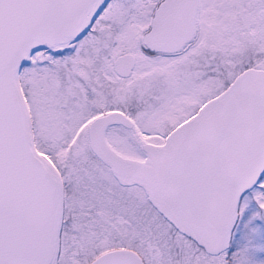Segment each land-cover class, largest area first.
<instances>
[{
  "label": "water",
  "instance_id": "obj_1",
  "mask_svg": "<svg viewBox=\"0 0 264 264\" xmlns=\"http://www.w3.org/2000/svg\"><path fill=\"white\" fill-rule=\"evenodd\" d=\"M109 0H0V264H55L63 183L36 148L20 69L41 49L56 53L80 39ZM198 0H162L144 43L179 51L196 34ZM123 52L114 72L132 73ZM133 126L114 109L88 126L90 150L123 185L140 186L151 205L209 254L226 250L238 205L264 174V68L246 67L162 143L144 142V157L124 156L105 137L109 125ZM88 264H143L133 249L104 251Z\"/></svg>",
  "mask_w": 264,
  "mask_h": 264
},
{
  "label": "rangeland",
  "instance_id": "obj_2",
  "mask_svg": "<svg viewBox=\"0 0 264 264\" xmlns=\"http://www.w3.org/2000/svg\"><path fill=\"white\" fill-rule=\"evenodd\" d=\"M158 2L110 0L81 40L57 57L37 53L19 77L35 144L48 159V154L57 156L70 192L79 175L87 177L88 185L98 180L97 188L88 187L86 196L96 197L94 203L100 206L133 195L143 198V194L136 185H118L108 170L101 169L102 163L89 147L88 126L93 117L87 111L98 107L123 110L133 126L110 127L115 138L108 142L113 148L119 146L124 156L130 157L127 151L134 148L144 157L142 143H160L170 125L187 113L193 94L228 86L246 67L264 68V0H199L198 38L177 55L160 57L142 50V37ZM126 51L136 55L137 63L125 79L112 70L111 61ZM261 185L253 193L258 200L264 199V180ZM148 202L143 209L145 241L140 248L136 245L147 264H264V222L256 219L250 229L253 210L247 200L233 229L234 247L229 245L218 254L199 250L181 232L173 231ZM98 215L104 225L99 246L109 244L112 232L115 237L128 235L122 213L113 220L106 211ZM84 240L77 238V242ZM77 250H72L71 264L78 258Z\"/></svg>",
  "mask_w": 264,
  "mask_h": 264
},
{
  "label": "flooded vegetation",
  "instance_id": "obj_3",
  "mask_svg": "<svg viewBox=\"0 0 264 264\" xmlns=\"http://www.w3.org/2000/svg\"><path fill=\"white\" fill-rule=\"evenodd\" d=\"M161 1L162 0H159V2L155 5L154 10H155L156 6ZM153 14H154V11H153ZM153 14H152L151 18L153 17ZM151 18H150V21H151ZM149 29H150V24H149L148 29L143 34V37H142L143 39H144V36L149 31ZM198 35H199V30H198V26L196 24V34H195L194 38L190 42L185 44L177 52L164 53V52L153 50V49L149 48L144 43L143 39H142V42H143L142 50L145 53L149 54V56H152V55L153 56L177 55L179 52L183 51L184 49H188L189 46L196 40V38H198ZM77 42H74L72 44H75ZM69 47H70V45L68 46V48ZM68 48H66L62 52L67 51ZM135 57H136V55H135ZM113 60L111 61V67H112V70L114 71L113 65H112ZM136 63H137V57H136V61H135V64L133 66V69H132V73L134 71V67L136 66ZM132 73L130 74V76L132 75ZM130 76H128V77H130ZM128 77H125V79ZM202 78L204 79V76H202ZM226 86H227L226 84L221 85V87L217 91L216 90L213 92L209 91L208 93L203 94V95L193 94L191 99H190V104H187V113H185V114L181 113V116L178 118V120H176L172 125H170L171 126L170 129L166 132L163 140H161L160 143H162L164 141L166 135L175 126H177L178 124H180L184 120L191 117L208 99L217 95ZM202 87L204 88L205 85ZM194 99H196V100L194 101ZM192 100L195 103H193L191 105V103L193 102ZM106 112H108V111H106ZM106 112H104V113H106ZM101 114H103V113H101ZM96 116H98V115H96ZM96 116H94V117H96ZM115 125H120V124H115ZM110 126H108V127H110ZM108 127H107V129H108ZM105 133H106V131H105ZM97 160L100 161L103 165L101 167V169H104L105 172L108 170L107 173L111 176V178L118 185H120L122 187H130L129 185H123V184L119 183L118 180L114 177L111 169L107 165H105L99 158H97ZM80 174H82V172H80ZM61 176H62V183H63V215H62V222H61V229H60L59 251H61V249H62L63 254H64L65 261L63 264H71L70 255L72 254V250H74V249L75 250L78 249L77 250L78 253L76 254V255H78V258L76 259L75 264H88L92 259H94L100 253L107 251V250L116 249V248L133 249L142 257L143 264H147V262H145L144 257L138 251V248H140L142 243L145 241V236H146V222H145V215H143V209H144V206H146L148 199H147V196H146L144 190L140 186L133 184V185H136L137 187H139V190H141V193L143 194L142 195L143 198L140 197L141 195H139L138 197L137 196L134 197V195H133V197H128L125 199L117 198L119 200L112 201V203H108L107 206H104V205L100 206V205L94 203V199L96 201V197L92 198V197L86 196L87 195L86 191H88V187L90 188L93 186L94 189L97 188V186L95 187V185H97L96 183L98 182L96 177L94 178L95 181L97 180L96 183L91 181L90 184L88 185L87 183L89 181L87 180V177H84L83 175H79L76 178V180L73 182V186H74L73 192H70L65 176H63L62 174H61ZM103 185H101L100 187L104 188ZM112 189H114V188L112 187ZM123 189H125V188H123ZM86 198H88V199H86ZM245 198L247 200L246 204H248V202H251V200H252L250 195L246 196ZM242 199H243V196L241 197V200ZM246 200H244V201H246ZM130 206H133L134 208L133 209H131V208L127 209ZM136 207H137V209H136ZM247 207H248V205H247ZM120 209H123V210L120 211ZM103 211H104V213L106 211V214H108V217L110 220H113L115 218V216H120L122 213L123 218L126 220V223L128 224V226L125 227V230H128V232H127L128 235L127 236L126 235L125 236L119 235V236L115 237V236H113L114 232H112L111 237H108V238H110L109 244H107L110 247L107 249H104L102 252L98 253L96 256L91 257V255L95 251L104 247V246H99V242L102 240V238H104V232H103L104 225L98 221V219H99L98 213L103 212ZM163 218H162V220H164L167 223V225H169V227L171 229L175 228L169 221H167L165 218L164 219ZM238 219H239V215H238ZM175 230L177 231L176 233H180L176 228H175ZM173 231H174V229H173ZM131 233H135V235L131 236L130 235ZM182 235L184 237H187L184 234H182ZM77 238H85V240L83 242H77ZM107 245H105V246H107ZM136 245L138 246V248Z\"/></svg>",
  "mask_w": 264,
  "mask_h": 264
},
{
  "label": "trees",
  "instance_id": "obj_4",
  "mask_svg": "<svg viewBox=\"0 0 264 264\" xmlns=\"http://www.w3.org/2000/svg\"><path fill=\"white\" fill-rule=\"evenodd\" d=\"M94 23V22H93ZM93 23H92V25H91V27L93 26ZM91 27H90V29H91ZM89 29V30H90ZM66 51H64V52H61V53H55V52H53L52 50H50V49H42V50H38V51H36V52H34L32 55H31V57H30V60H29V62L26 64V65H24L22 68H21V70H20V72H19V77H20V79H21V72H22V70L29 64V63H33V60H34V57H35V55L37 54V53H41V54H49L50 56H52V57H57V56H59V55H62L63 53H65ZM121 81H123L124 79L123 78H121L120 79ZM107 108H101V107H98V108H95V109H93V110H91V111H87L85 114L86 115H89V116H91V117H94V116H96V115H99V114H101V113H104V112H106V111H109V110H111V108L110 109H108V110H106ZM113 110V109H112ZM120 110V109H119ZM121 111H123V110H121ZM114 127V125H111L110 127ZM116 126V125H115ZM109 127V128H110ZM170 129V128H169ZM169 129H167V131L169 130ZM111 130V128L108 130V132H107V134H106V139H107V141H110V142H113V140H114V138H115V136L111 133L110 134V131ZM166 131V132H167ZM113 144V143H112ZM36 148L38 149V151H40L41 153H45V151L42 149V148H40L39 146H37L36 145ZM118 152H120L119 150H120V147L119 146H116V148H115ZM57 152V151H56ZM128 152V154L130 155V157H134V158H143V155H140V152L139 151H135V149L134 148H132V149H130V150H128L127 151ZM92 155L94 156V158H96L95 157V155L92 153ZM48 156H49V159L54 163V165L59 169V171H60V173H61V169H60V167H59V163H58V158H57V156L53 153V154H48ZM97 159V158H96ZM263 180H264V174H263V176L260 178V180L253 186V188L252 189H250L249 191H247L244 195H243V199L240 201V203H239V208H238V212H239V219H238V221L237 222H239V220L241 219V217H240V213H241V215H242V211L240 210V209H242V203H243V201L244 200H246V196H251V202H248V207L249 206H251L252 207V210H253V212H251V214H252V221L254 220V222H252V225H251V228L250 229H252V228H254V224H255V220L257 219V221L260 223V222H264V199H255L254 197H253V193L254 192H257L256 190H261V188H262V182H263ZM148 205L153 209V211L154 212H156L157 213V215H159L161 218H163L162 217V215L160 214V213H158L157 211H156V209L150 204V202H148ZM245 211H247V208H246V210ZM246 214H247V212H245ZM258 213H259V215H258ZM164 219V218H163ZM237 224L238 223H236V226H235V228L237 227ZM259 225H261V224H259ZM173 227V226H172ZM235 228H234V230H235ZM174 229V231L175 232H177L176 230H175V228H173ZM234 230H233V235H232V240H231V243H232V245H231V243H230V246L231 247H234V245H235V241H236V233L234 234ZM264 233V232H263ZM187 239L188 240H190L194 245H195V247L196 248H198L199 250H201V251H203V252H205L204 250H203V248H201V247H199L192 239H190V238H188L187 237ZM229 246V247H230ZM110 246H104V247H102V248H100L99 250H97V251H95L92 255H91V257H94V256H96L98 253H100V252H102L104 249H107V248H109ZM230 250H228V252H229ZM142 254V253H141ZM229 260V259H228ZM64 261H65V258H64V254H63V251H62V249H61V251H59V253H58V256H57V260H56V264H63L64 263ZM230 261V260H229ZM230 264V263H229ZM235 264V263H234Z\"/></svg>",
  "mask_w": 264,
  "mask_h": 264
}]
</instances>
